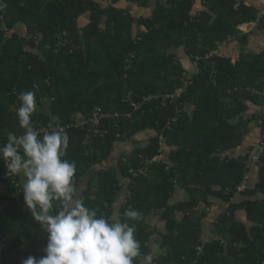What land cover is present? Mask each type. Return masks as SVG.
Returning <instances> with one entry per match:
<instances>
[{
    "label": "trees",
    "instance_id": "1",
    "mask_svg": "<svg viewBox=\"0 0 264 264\" xmlns=\"http://www.w3.org/2000/svg\"><path fill=\"white\" fill-rule=\"evenodd\" d=\"M120 1L0 0V146L9 133L23 134L16 115L22 92L35 93L37 131L99 107V132L65 130V158L76 162L75 186L88 208L129 224L126 209L142 213L135 222L141 244L135 264L155 249L153 264H264V199L256 198L264 195V154L253 187L245 180L249 156L225 154L249 131L243 101L264 106L251 92L263 88L264 54L206 58L218 43L240 35L238 25L255 20L257 11L244 3L235 9V0H210L215 17L204 11L198 19L193 0H158L151 16L136 17ZM180 47L198 64L197 73L170 52ZM185 74L190 84L166 100L185 86ZM259 126L264 131L263 112ZM143 132L150 133L143 143L114 158ZM163 143L169 150L163 152ZM157 155L160 161L153 160ZM5 171L0 160V177ZM0 181V264L44 256L47 233L25 204V178ZM177 187L187 200L173 201ZM213 199L229 208L213 223L218 236L202 241L200 221ZM238 210L246 212L250 228L236 219Z\"/></svg>",
    "mask_w": 264,
    "mask_h": 264
},
{
    "label": "clouds",
    "instance_id": "2",
    "mask_svg": "<svg viewBox=\"0 0 264 264\" xmlns=\"http://www.w3.org/2000/svg\"><path fill=\"white\" fill-rule=\"evenodd\" d=\"M16 111L23 134L9 133L0 146L8 176H23L24 201L33 219L47 233L44 256H29L22 264H135L141 244L135 238L142 213L129 207L119 219L98 215L79 197L76 162L66 159L70 137L57 123L42 134L33 125L35 93L22 92ZM151 264L153 254L146 256Z\"/></svg>",
    "mask_w": 264,
    "mask_h": 264
},
{
    "label": "crops",
    "instance_id": "3",
    "mask_svg": "<svg viewBox=\"0 0 264 264\" xmlns=\"http://www.w3.org/2000/svg\"><path fill=\"white\" fill-rule=\"evenodd\" d=\"M148 1L151 3V6H147V7L139 6L138 3L127 2L123 0L119 2V6L123 8L128 7V9H130V12L136 17H140V16L149 17L151 16L154 5L158 0H148ZM193 1H194L193 14L196 15L198 19L200 17L199 15L204 11L211 13L213 17H215L213 11L210 9L211 8L210 0H193ZM101 3L102 4L112 3V0H101ZM242 3H244L247 6L253 7L257 11V18L255 20H251L239 24L238 28L241 31V34L238 36L229 37L228 39L224 40L227 41V44L220 49L219 56H222L226 59H230L232 61H239L240 59L243 58L252 60L253 58H255V56L264 54V0H245ZM249 23L253 24V28L251 30H247ZM140 29L145 30L146 28L142 26ZM170 52H176L179 61L186 68L187 72L190 73L198 72L199 70L198 65H195L194 61H191V59L186 55L182 47L171 48ZM243 102L247 105V108L242 113L241 116L242 119L246 120L252 118L249 122V131L246 133L242 143L239 146L229 150L228 152H225V154L226 156L231 158H237L245 155L249 156L248 171H247L248 179L246 184L249 187H253L255 186V184L258 182L259 179V168L257 164L252 162L251 157L254 153H256L257 145L261 140L262 136L264 135V131H262L261 127L259 126L261 114L262 111L264 110V106L257 105L251 102L250 100H244ZM191 107L192 106L187 105L188 109H191ZM149 135L150 133L143 132L141 136L138 135L139 137L137 136V138H134L133 141L126 142L125 144L122 145V148L116 150L117 152L114 158L119 155L123 156L126 155L127 153H130L133 147L137 146L138 143H143V140H146V138ZM162 145L164 151L166 148L167 150H169L168 147H165V143ZM109 164L111 166V162ZM256 198L264 199V195L259 194ZM187 199H188V194L181 187H177L176 192L173 195V201L177 202V201H184ZM239 199L240 197L237 200ZM213 201H214L213 205H210V209L206 210L207 214L200 221V225H201L200 227L202 231L201 232L202 241H208L218 236V234H216V232L213 230V223L215 222L217 217H219L222 213L225 212L226 203H224L222 200H217V199H213ZM204 209L205 208L203 206L200 207V210H204ZM236 219L245 223L249 228L252 226V222L247 218V214L244 210H238L236 212ZM157 237L158 234L155 237H153V241H155V238ZM154 252L155 251H151L153 257H154ZM140 264H149V262L146 259V256L141 260ZM151 264H153V261H151Z\"/></svg>",
    "mask_w": 264,
    "mask_h": 264
},
{
    "label": "built area",
    "instance_id": "4",
    "mask_svg": "<svg viewBox=\"0 0 264 264\" xmlns=\"http://www.w3.org/2000/svg\"><path fill=\"white\" fill-rule=\"evenodd\" d=\"M236 3H235V8L237 9L240 4L242 2H244L245 0H235ZM253 28V24L252 23H249L248 24V27H247V30H251ZM227 44V41H221V43L218 44V46L211 50L207 55H206V58L209 59V58H213L215 56H219V51L222 47H224L225 45ZM195 65H198L196 62H194ZM186 76V80H185V86H183L182 88H179L176 93L174 94H167L166 95V100L167 99H170V102H172V100L175 98V97H178L180 96L181 92L185 90V88L190 84V81H191V75L189 74H185ZM251 92L253 93H257V94H260L262 98H264V85H263V88L261 89H258V88H251ZM152 97H148L146 98V100H150ZM157 98V96H156ZM134 107L135 108H138L139 107V104H134ZM263 114H264V110L262 111ZM104 116V114L101 112V109L99 107H96L94 112L92 113V115H88V114H76L73 119L68 122L67 124L65 125H61L59 124L64 130L66 129H70L71 127H76V128H82V129H87L88 131H94V132H99V129H98V126L100 124V121H101V118ZM52 129L50 127H43L41 129V131H38V132H46V131H51ZM88 142V141H86ZM264 154V135L262 136L261 140L259 141L258 145H257V151L256 153H254L251 157V160L253 163L255 164H259L260 162V158H261V155ZM162 159V156L161 155H157L153 158L154 161H160ZM5 168H6V171L5 173H3L0 177V180L1 179H5L7 177H10L8 175H6L7 173V167L5 165ZM142 171V170H141ZM248 178V173H246L245 175V180H247ZM245 180L242 182V184L239 186L238 188V192H242L244 189H245ZM229 208V204H226V207H225V210H227ZM202 250V247L201 246H198L197 247V251L198 253H200Z\"/></svg>",
    "mask_w": 264,
    "mask_h": 264
},
{
    "label": "rangeland",
    "instance_id": "5",
    "mask_svg": "<svg viewBox=\"0 0 264 264\" xmlns=\"http://www.w3.org/2000/svg\"><path fill=\"white\" fill-rule=\"evenodd\" d=\"M36 108L38 109V107H36ZM163 144H164V143H163ZM163 152H164V150H163ZM161 156H162V155H161ZM108 165H109V163H108ZM86 179H87V177L85 178V181H86ZM125 181H127V180H125ZM125 181H124V182H125ZM0 183H1V181H0ZM82 185L84 186V187H83V189H84L86 184H82ZM81 190H82V189H81ZM0 194H1V192H0ZM156 250H157V249H155V251H156Z\"/></svg>",
    "mask_w": 264,
    "mask_h": 264
}]
</instances>
